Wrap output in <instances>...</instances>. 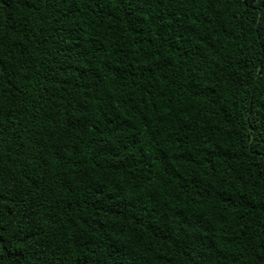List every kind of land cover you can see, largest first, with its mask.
<instances>
[{
	"label": "trees",
	"instance_id": "1",
	"mask_svg": "<svg viewBox=\"0 0 264 264\" xmlns=\"http://www.w3.org/2000/svg\"><path fill=\"white\" fill-rule=\"evenodd\" d=\"M0 264H264V0H0Z\"/></svg>",
	"mask_w": 264,
	"mask_h": 264
}]
</instances>
